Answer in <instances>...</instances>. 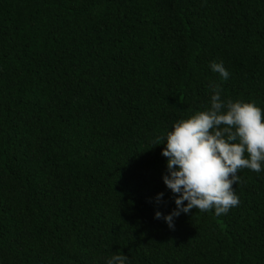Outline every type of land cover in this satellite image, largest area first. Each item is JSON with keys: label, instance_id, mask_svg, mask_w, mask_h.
<instances>
[{"label": "trees", "instance_id": "1", "mask_svg": "<svg viewBox=\"0 0 264 264\" xmlns=\"http://www.w3.org/2000/svg\"><path fill=\"white\" fill-rule=\"evenodd\" d=\"M211 84L264 111V0H0V264H264V170L226 214L154 218V141Z\"/></svg>", "mask_w": 264, "mask_h": 264}, {"label": "clouds", "instance_id": "2", "mask_svg": "<svg viewBox=\"0 0 264 264\" xmlns=\"http://www.w3.org/2000/svg\"><path fill=\"white\" fill-rule=\"evenodd\" d=\"M209 67L224 80L230 76L222 61ZM210 88L209 107L175 121L154 141L164 145L161 155L167 158V174L162 180L176 197L174 211L166 216L157 211L154 218H162L173 230L174 217L192 209L226 214L239 204L233 187L240 182L239 170H264V111L252 102L224 101L219 85ZM107 264H128V256L117 251Z\"/></svg>", "mask_w": 264, "mask_h": 264}]
</instances>
